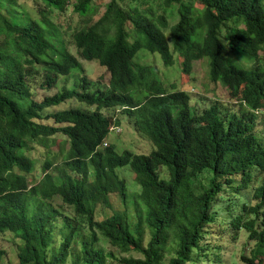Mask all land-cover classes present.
<instances>
[{"label": "trees", "instance_id": "trees-1", "mask_svg": "<svg viewBox=\"0 0 264 264\" xmlns=\"http://www.w3.org/2000/svg\"><path fill=\"white\" fill-rule=\"evenodd\" d=\"M38 1L50 13L41 11V21L24 26L30 16L20 15L17 1L0 0V233L22 241L20 264H107L111 254L100 247L102 242L142 255L122 258L120 264H165L166 255H171L168 264L198 263L207 252L202 242L215 220V204L227 188L237 194L264 172V136L256 131L264 123V0H133L140 1L138 6L129 7L125 0H111L95 23L89 16L91 0H79L75 13L87 20L71 42L84 60L106 68L110 83L101 88L81 77L72 90L41 102L31 99V78L43 72L52 87L54 77L83 73V68L67 48V34L45 27L51 13L66 11L65 0ZM158 2L163 15L152 5ZM147 5L149 10H143ZM142 49L159 53L168 66L179 54L188 73L195 61L207 58L211 81L226 86L240 109L215 102L200 113L189 91L170 88L151 66L137 62ZM232 51L250 58L246 61L252 65L234 61ZM72 99L88 109L46 112ZM118 108L153 142L150 155L104 146L114 121L104 111ZM49 120L55 126L42 123ZM58 134L70 146L67 153L60 151L65 159L56 166L48 159L36 176L37 163L29 153L41 146L50 155ZM126 167L140 185L134 196L118 173ZM114 193L133 207L134 215L119 211L98 221V206L112 207ZM57 197L70 212L54 205ZM250 199L237 209L231 226L243 230L261 251L264 177ZM7 255L0 248V264ZM256 257L241 259L264 264Z\"/></svg>", "mask_w": 264, "mask_h": 264}, {"label": "rangeland", "instance_id": "rangeland-1", "mask_svg": "<svg viewBox=\"0 0 264 264\" xmlns=\"http://www.w3.org/2000/svg\"><path fill=\"white\" fill-rule=\"evenodd\" d=\"M19 8L20 15L28 14L30 21L23 23L24 26L34 24L35 22L41 21L43 17L38 15L39 12L44 11L50 13L51 9H47L45 5L38 0H16ZM111 0H91V15L92 22L98 21L106 12L107 4ZM66 11L63 13L53 12L49 15V22L45 23V27L56 28L58 27L67 35L64 41L67 45L70 54H73L80 62L83 68L81 71H74L71 75L54 77L55 83L52 87H48L46 83V76L43 72H40L35 77L30 79L31 86V99L33 101L41 102L45 97L55 95L63 89L72 90L75 84H80L76 81L78 78H86L90 84L105 88L110 83L111 77L106 68L101 67L96 61L84 60L77 49L71 42L70 36L75 32L83 28V23L87 20V16L83 17L75 13V6L79 0H65ZM140 1L135 2L133 0H125L123 5L125 7L138 6ZM154 9L159 15H163V10L159 7L160 2L152 4ZM151 6V5H149ZM149 6H142L143 10H149ZM202 8V6L198 5ZM5 14V12H3ZM172 15L170 11L169 16ZM171 18L170 26H173L176 22L173 17ZM170 20V19H169ZM132 25L129 24L128 28L131 31ZM167 35L170 36V29H166ZM131 40V39H130ZM260 56L264 61V49L260 51ZM176 63L174 65H166L162 56L159 53H153L147 49H142L138 56L137 62L141 64L149 65L153 68L155 74L163 80L166 84L178 89L187 90L192 94V105L202 113L204 109L209 107L215 102H219L222 106L229 108L232 111H238L241 107V102L230 96L229 89L221 84L220 82H213L209 77V60L207 58L200 59L194 62L192 72L188 73L184 69V58L180 57L179 54L176 56ZM230 57L236 61L241 60L246 66H251L252 62L246 61L250 58L244 56L238 51H232ZM237 58V59H236ZM25 69L26 66L23 65ZM41 70L40 67H37ZM80 108L87 110L88 106L84 103H80L75 99L68 100L59 106L50 108L46 111L48 114L55 113L57 111L66 110L69 108ZM95 109V108H94ZM123 109L117 110H105L104 113L110 118H117L121 121L120 127L122 131L120 133L112 132L108 139V145H114L117 147L119 153H123L125 150H131L136 154L150 155L156 148L152 141L146 136L142 135L136 130L132 120L123 113ZM42 123L50 124L55 126L53 120L42 121ZM114 125H118L117 121ZM256 131L264 136V123L260 122L256 126ZM117 133V134H116ZM55 144L50 146V155L47 154V148L41 146H35L33 151L29 153L30 157L33 158L37 163L36 176H40L41 168L48 159H54L55 166L61 165L65 159V154L70 149L66 138L61 135H56L53 139ZM51 171H56L54 168ZM50 171V172H51ZM118 173L122 179H125L129 186L130 194L133 196L140 191V185L136 180V174L131 167L118 169ZM162 177L165 179L169 178L168 170L166 168L161 169ZM264 177L263 171H258L256 178ZM255 178V179H256ZM254 180L251 186L243 191H238L237 194L233 193V190L227 188L223 195L225 197L222 201L215 204L213 212L215 214V220L209 224L204 230V241L202 246L207 250L206 255L200 254L201 260L192 264H245L242 261V257L251 258L256 255V259L264 261V249L257 250L254 242L247 240V235L243 230L238 232L234 231L231 226V221L237 209L244 202L252 203L250 199L252 188L260 183ZM112 207H106L104 204H100L96 210L97 220L102 222L107 218L111 217L115 212L128 213V215H134L133 207H128L119 193L110 195ZM54 205L58 208L64 209V211L70 212L65 209V205L62 198L57 197L54 200ZM59 229L56 231V233ZM61 235H58V241H60ZM150 240L148 233L146 234L144 244L146 245ZM171 244V243H170ZM22 245V241L12 233H0V248L8 252V255L4 261V264H20L19 260V249ZM100 247L104 249V252L110 256L107 258V264H120L119 260L122 258L134 257L141 258L142 255L128 246H113L110 242L100 243ZM171 255H166L165 264L169 263ZM71 260L67 264H70Z\"/></svg>", "mask_w": 264, "mask_h": 264}, {"label": "clouds", "instance_id": "clouds-1", "mask_svg": "<svg viewBox=\"0 0 264 264\" xmlns=\"http://www.w3.org/2000/svg\"><path fill=\"white\" fill-rule=\"evenodd\" d=\"M118 109H121V108H118ZM123 111H124V110H123ZM115 121H120V120H118L116 117L114 118V121H112L113 123H112V126H111V133H112V132L120 133V132L122 131V128L120 127L121 124L116 126V125H114V122H115ZM117 133H116V134H117ZM108 139H109V138H108ZM104 146H105V147L108 146V140H107V142L105 143Z\"/></svg>", "mask_w": 264, "mask_h": 264}]
</instances>
